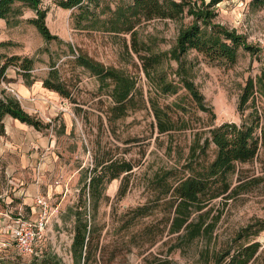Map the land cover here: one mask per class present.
I'll return each mask as SVG.
<instances>
[{"label": "rangeland", "instance_id": "1", "mask_svg": "<svg viewBox=\"0 0 264 264\" xmlns=\"http://www.w3.org/2000/svg\"><path fill=\"white\" fill-rule=\"evenodd\" d=\"M120 1L125 5L129 3V0H110L108 4L114 11ZM105 5L102 4L101 10ZM42 7L48 10L47 26L58 39L46 41L29 21L36 17L35 12L25 9L18 26L6 28V24L0 22V43H5L0 47V55L6 60L19 56L20 63L31 60L30 75L39 85L52 69H57L72 97L43 94L48 102L42 110V121L50 127L40 132L51 140L52 146L50 158L40 159L38 168L42 181L39 195L49 204L39 255H20L0 221V264H40L54 256L62 264H74V214L79 202L81 205L90 203L88 191L82 188L96 163L106 159L126 160L134 169L128 175L107 182L102 197L95 202V210L88 208L85 217L92 226L89 264H211L213 253L227 246L239 231L264 221V157L239 165L231 178L234 186L241 183V188L229 199H217L206 209L211 210L208 221L218 217L212 236L178 250H172L174 235L165 228V219L172 209L173 191L165 193L160 189L165 179L171 186L188 174L190 148L197 133L203 144L211 124L250 121L254 109L249 107L239 112L238 106L248 79L256 80L264 68V6H257L253 0H222L216 5L217 21L244 35L257 50L251 53L241 49L235 65L210 62L194 51L189 52L186 59L192 78L206 103L213 107L216 118L212 121L208 113L190 110L184 121L177 124V130L166 135L158 133L150 99L161 104L172 103L179 95L189 102L187 92L181 89L175 96L156 95L142 62L132 50L130 34L117 29L78 30L74 27L73 11L62 9L54 0H43ZM112 17L113 14L108 13L103 20L110 22ZM179 28L178 22L159 19H138L136 23L138 40L151 46L154 53L170 51ZM79 53L137 79L139 91L135 108L130 109L126 117L109 120L107 112L113 102L108 90H102L98 79L77 64ZM177 68L176 61H165L160 69L168 75L169 81L177 82L173 74ZM11 73L14 72L10 67L9 75ZM8 82L0 83V95L17 97L8 88L18 95L19 92ZM251 105L252 101L248 106ZM255 105L264 113V94L257 92ZM261 123L264 124V115ZM212 158L211 150L208 160ZM143 205H147L148 214L136 219V226L129 229L131 211ZM6 209L0 207L1 211ZM35 209L33 213L22 205L14 216L21 214L26 219H35L39 214L38 207ZM149 229L157 237L152 245L141 239ZM137 231L140 236H134ZM256 240L260 241L263 253L253 264H264V232Z\"/></svg>", "mask_w": 264, "mask_h": 264}, {"label": "trees", "instance_id": "2", "mask_svg": "<svg viewBox=\"0 0 264 264\" xmlns=\"http://www.w3.org/2000/svg\"><path fill=\"white\" fill-rule=\"evenodd\" d=\"M56 5L65 10L73 11L75 29H104L105 31H123L131 35L132 50L142 62V69L150 80L151 86L158 97L175 96L181 89L187 92L189 102L178 95L172 103L161 104L158 100L150 99L158 133L162 135L174 132L177 124L183 120L190 110L208 113L213 121L216 118L213 107L206 103L204 95L192 78L190 65L186 56L194 51L210 62H224L235 65L239 52L244 49L254 53L257 49L247 41L244 35L217 21L215 7L222 0H129L125 5L122 1L113 11L110 0H54ZM43 0H0V22L6 28L18 26L23 19L24 10L30 9L36 17L30 19L38 32L46 41L57 40L47 26L48 10L42 7ZM259 7L264 6V0H253ZM102 4H106L101 10ZM123 4V5H121ZM110 13L109 21L103 16ZM138 19L175 21L180 23L179 34L175 45L168 52L154 53L149 45H143L138 40L136 23ZM113 20V21H111ZM1 28V27H0ZM5 43H0V47ZM143 50L146 53L142 54ZM73 52V51H72ZM0 55V83L8 81L10 67L17 68L28 86L36 83L31 77L33 63L31 60L20 63L19 56L9 57ZM167 61H176L178 68L173 73L178 81L168 80V75L161 71V66ZM77 64L90 72L99 81L102 90H108V96L113 106L108 110L109 120H119L126 117L130 109L135 108V98L139 91L135 77L115 68H108L103 63L90 56L79 53ZM43 88L71 99L72 93L62 81L57 69H52L49 76L41 82ZM257 92L264 94V68L257 79H248L240 97L239 112L252 107L249 122L241 124L226 122L221 125L211 124L208 137L201 143L199 133L190 148V167L187 175L179 178L174 185H169L167 179L160 183L161 191H173L171 211L165 219V228L174 235L172 250L189 246L196 240L212 236L218 221H208L211 210H206L214 201L220 198L229 199L241 183L234 186L232 176L239 165L252 163L264 157V124L261 123L264 113L255 105ZM252 101V105L248 106ZM17 119L22 123L41 131L48 129L36 116L28 114L20 100L12 95L0 96V138L6 134V119ZM212 150L213 158L208 160ZM264 160V158H263ZM264 167V161H262ZM134 165L126 160L106 159L96 163L89 181H85L82 191H88L90 203L79 202L75 211L76 225L72 244L74 264H89V246L92 241V226L86 220L88 208L95 210V202L102 197L105 184L117 179L123 174H129ZM264 169V168H263ZM238 186V187H237ZM168 187V188H166ZM166 188V189H165ZM132 218L127 227H135V220L144 218L147 205L139 206L131 211ZM129 221V219L127 220ZM151 229V228H150ZM148 230L141 239L150 244L157 241L153 232ZM140 231L134 236H140ZM264 232V221L249 225L239 231L230 243L223 249L213 253L211 264H253L263 253L262 245L256 238ZM40 264H62L57 256L45 259ZM207 264V263H206Z\"/></svg>", "mask_w": 264, "mask_h": 264}, {"label": "crops", "instance_id": "3", "mask_svg": "<svg viewBox=\"0 0 264 264\" xmlns=\"http://www.w3.org/2000/svg\"><path fill=\"white\" fill-rule=\"evenodd\" d=\"M7 77L8 84L19 92L23 109L42 120V110L48 102L43 94H56L43 88L42 84L28 86L19 74L8 73ZM51 146V140L34 127L11 117L6 119V134L0 138V207L8 209L0 210L1 224L9 221L6 213L14 215L22 205L33 213L36 211L35 198L42 183L39 163L40 159L50 158Z\"/></svg>", "mask_w": 264, "mask_h": 264}, {"label": "built area", "instance_id": "4", "mask_svg": "<svg viewBox=\"0 0 264 264\" xmlns=\"http://www.w3.org/2000/svg\"><path fill=\"white\" fill-rule=\"evenodd\" d=\"M12 71L17 73L19 70L12 68ZM8 89L20 99V96L12 88ZM35 203L39 210L38 217L35 219H26L21 214L16 217L11 213L5 214L9 219L5 224V231L9 234L17 252L22 256L39 255V243L44 236L49 218V204L46 199L38 195L35 198Z\"/></svg>", "mask_w": 264, "mask_h": 264}]
</instances>
